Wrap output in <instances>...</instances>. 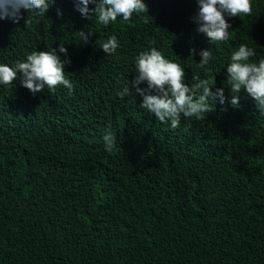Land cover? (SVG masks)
<instances>
[{
	"label": "trees",
	"instance_id": "trees-1",
	"mask_svg": "<svg viewBox=\"0 0 264 264\" xmlns=\"http://www.w3.org/2000/svg\"><path fill=\"white\" fill-rule=\"evenodd\" d=\"M145 3L146 13L107 26L73 0L0 20V62L61 44L73 84L70 95L59 86L33 95L19 79L0 86V264H264V116L243 90L233 108L222 83L241 43L251 60L264 56V0L215 44L191 22L196 0ZM81 30L93 32L87 44ZM110 35L119 47L106 55ZM153 47L189 84L198 75L224 87L225 104L171 128L138 107L130 83L120 96L133 58ZM208 47L213 60L199 68L189 48Z\"/></svg>",
	"mask_w": 264,
	"mask_h": 264
},
{
	"label": "clouds",
	"instance_id": "clouds-1",
	"mask_svg": "<svg viewBox=\"0 0 264 264\" xmlns=\"http://www.w3.org/2000/svg\"><path fill=\"white\" fill-rule=\"evenodd\" d=\"M55 0H0V20L8 19L17 23L22 19V11L41 16L46 13ZM75 11L84 19H92L107 26L119 17L128 21L147 12L145 0H73ZM94 5V7H89ZM197 9L191 17L195 31L207 38L208 44L227 41L232 29V18L247 15L251 11V0H196ZM57 9L56 15L61 16ZM91 14V15H90ZM93 36L92 31H79V38L87 44ZM119 47L118 38L110 35L102 41L99 48L106 55L116 52ZM58 53L63 54L61 59ZM198 56L197 67L205 68L213 60L211 48L197 50L189 48V56ZM257 56L253 47L241 43L231 51L225 69L223 85H227L232 93L228 103L236 108L239 106L238 93L243 90L255 104L260 116H264V56L255 61L250 58ZM71 61L64 45L51 50L33 51L24 59L12 65L0 62V86H9L19 79L20 86L31 94L44 89L55 91L62 87L70 95L72 82L66 78L64 66ZM134 76L119 93L129 95V83L135 93L141 97L138 107L146 111L161 123L176 128L182 118L201 117L212 110L215 103L225 104L224 87H216L207 78L198 75L192 77V83L186 81L184 67L173 61L157 48H149L133 58ZM144 87H140V85ZM214 89V90H213ZM105 150H110L115 137L107 132L102 137Z\"/></svg>",
	"mask_w": 264,
	"mask_h": 264
}]
</instances>
